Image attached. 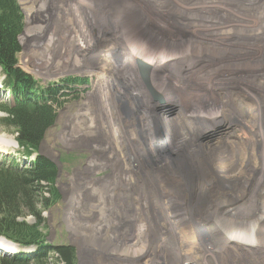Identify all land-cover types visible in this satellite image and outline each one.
<instances>
[{"label":"rangeland","instance_id":"1","mask_svg":"<svg viewBox=\"0 0 264 264\" xmlns=\"http://www.w3.org/2000/svg\"><path fill=\"white\" fill-rule=\"evenodd\" d=\"M17 1L25 24L20 37L22 51L18 55L21 69L31 75L39 87L59 85L67 77L77 76L87 80L82 86L75 85L73 91L63 89L65 95L60 96L62 106L57 108L56 122L47 131L37 151L50 158L58 167L56 188L59 197L48 209H43L45 222H42L41 227L47 234V243L73 246L78 264H143L146 259L144 264H264V198L259 196L258 185L250 186L249 195L244 196L247 187L244 177L239 181H230L220 174L221 178L216 186L222 187L220 191L230 193L234 198L231 205L224 200L218 201L224 207L230 206V212H225L222 207L214 206L211 202V207L201 217H193L191 209L183 207L172 226L166 225L162 213L152 216L142 210L138 203L134 205L128 193L129 190L134 191L135 186L126 188L121 185L123 196L105 193L107 188L112 189L117 184L116 180L124 172V163L112 135L114 131L111 124L117 120V113L121 112L123 116V150L125 149L126 161L133 162L135 172L148 163L145 155L140 156L142 153L139 148L143 144L148 147L153 138L150 137L151 131L140 125L149 111L139 108L128 112V108H125L129 105L131 108V104L128 101L126 103L123 98V108H116L115 104L107 105L93 88L100 73L98 68L102 65H109L123 77L124 74H129L131 62L122 56L104 59L113 43L130 51L139 43L138 67H141L144 63L142 59L147 56L144 46H150L152 41L149 39L151 37L146 36L156 37L164 29L168 30L158 25L167 21L172 25L168 38L187 35L183 30L191 34L202 33L225 41L222 45L227 47L219 50L224 53L223 58L245 57L246 61L241 63L240 69L244 68L251 76L247 82L250 85L247 87L248 94L251 95L250 90H254L263 99L255 101L252 96H248L246 92L245 94L252 107L259 106L258 114H261L262 110L264 112V0H129L131 7L124 14L114 4H110L111 9L105 12L103 6L97 4L98 0ZM26 6L31 7L34 12L29 13ZM125 9L126 7L123 8ZM193 21L199 24L191 26L189 23ZM140 22L153 24L138 27ZM84 40L91 42L86 54L81 47ZM70 53H74L79 59L83 58L80 66L69 62ZM222 56L212 59L220 61L217 58ZM67 65L69 66L66 67ZM185 72L187 71L182 70L179 74L184 77ZM3 79L4 73L0 69V107L5 99H10L9 94L4 91ZM125 86L128 92L133 91L127 83ZM198 96L200 104L209 101L204 100L201 94ZM153 98L155 102L159 101L155 95ZM209 102L218 111L215 114L209 112L208 115L214 116L217 122L222 115L221 108L216 102ZM159 108L156 118L161 131L157 138L159 142L161 140V145L156 144V147L163 149L162 156L158 159L163 164L168 161L170 163L178 150L172 147L171 141L166 137L162 121L178 114L180 105L167 103L160 104ZM7 115L0 109V160H16L28 165L30 161L20 153L17 130L7 128L1 121ZM85 116L92 118L86 119ZM233 124L236 130L242 127L239 122ZM254 124L251 132L246 131L250 140L255 138L259 146V153L255 155L264 163V126L261 117L256 122V128ZM131 129L137 130L139 141L138 138L132 141ZM203 133L206 134L201 138L204 143L214 137L208 131ZM251 143L249 152L254 145L253 141ZM236 151V160L241 162L243 156L240 146H236ZM221 162L222 160L218 161V164ZM92 163L97 166L93 167ZM248 165L249 171L253 172V165ZM257 171L259 180L264 177V168ZM120 181L123 184V180ZM252 207L257 209L245 212ZM261 210L262 214L259 213ZM200 218L211 221L203 225ZM20 220H24V217ZM25 220L36 223L32 215H28ZM136 237L149 240L148 247L142 254L116 253V248L133 242ZM0 241L6 240L0 237ZM184 248L190 249L189 253L195 257L191 259L193 262L179 255ZM33 249L35 248L30 247L25 250L28 254H33Z\"/></svg>","mask_w":264,"mask_h":264},{"label":"bare ground","instance_id":"2","mask_svg":"<svg viewBox=\"0 0 264 264\" xmlns=\"http://www.w3.org/2000/svg\"><path fill=\"white\" fill-rule=\"evenodd\" d=\"M130 1L98 0L97 4L103 6V10H106L105 12L111 9L110 4H114L115 8L124 14L131 7ZM124 7H126L125 10H123ZM33 8H36V6ZM28 10H30V13L32 11L31 7ZM38 10L41 11V9ZM152 24L150 22V25ZM189 24L192 26L199 24V22L193 21ZM137 25H139L138 27L150 26L146 22H140ZM158 25L168 30L164 29L156 37H152V35L146 36L151 37L149 39L152 41L150 46H144L147 56L142 59L144 63L141 67H138L140 61L138 57L140 53L139 43H137V47L133 46L134 52L130 51V49H121L119 45L113 43L106 51L104 59L111 60L116 56H122L126 61L131 62L132 67L129 74H126L127 76L124 74L123 77L116 69L114 70L109 65H102L98 68L100 73L93 83L94 90L107 105L115 104L116 108L117 106L123 108L125 106V103L122 101L123 98L126 103L128 101L131 104V108L130 105L125 108V110L128 108V112L139 108L149 111L147 116L144 113L146 118L144 120L141 118L140 125L150 130V137L153 138V140L149 141L148 147H145L141 142L143 146L139 148L140 153H142L140 156L145 155L148 163L146 167H141L138 172H135L133 162L126 161L125 149L123 150L125 148V146L123 147V116L121 112L117 113V120L111 124L114 131L112 135H114L120 159L124 163V172L116 180L117 184L112 189L107 188L105 193L123 196L120 189L121 185H124L126 188L135 186L136 189L134 191L129 190L130 193H128L134 205L138 203L139 205H137L142 210L152 216L162 213L168 226H172L173 221L178 219L176 217L183 207L191 209L193 217H201L203 212L211 207V202L214 206L219 205V208L222 207L226 210L225 212H230L228 209L230 206L224 207L218 201L224 200L228 202V205H231L233 204L231 201L234 198L230 193L220 191L219 189H222V187L216 186L220 181V174L230 181H239L241 177H244L247 185L244 196L249 195L250 186L258 185L259 196L260 198H264V177L258 180L259 171H257L260 168H264V163L263 160H259L258 156L255 155L259 153V146L256 140H254L255 138L250 140L249 133H247V131L253 130L251 129L252 124L255 121V127L260 117L264 126V112L262 110L261 114H258L259 106L257 105V107L252 103L255 106L252 107L251 102L247 101L250 95L247 90V87L250 85L247 82L248 79H251V76L244 68L240 69L241 63L246 61L244 60L245 57L223 58L224 53L219 50L227 47L226 45H222L225 41L210 38L202 33L201 35L191 34L183 30V33H187V35L181 36L180 34L177 37L168 38L170 36L169 28L172 25L167 21H163L162 24L158 23ZM90 44V41L84 40L82 42L81 47L84 49L85 54ZM154 44L155 46H153ZM218 56H222V58H217L221 60L213 61L212 57ZM68 58L69 62H74L75 66L77 64L80 66L83 62V58H77L74 53L68 54ZM202 63L206 64L200 66ZM182 70L187 71L185 74L188 76L185 74L184 77L181 76L179 71ZM126 83L133 88V91H127ZM252 83L255 84L253 80ZM250 92L253 100L260 101L259 99L262 97H259L256 91L250 90ZM200 94L204 100L209 99V101H214L221 108L222 115H220V119L217 122L216 118L214 116L211 117L208 113L215 114L218 110L213 109L208 100L200 104L201 100L200 96H198ZM154 95L159 99L158 102H155ZM167 103L180 105L178 114H174L172 118H164L162 121L164 130L166 131L165 135L171 141L172 147L174 146L178 150V153L170 163L168 161V163L162 164L158 159L162 156L163 149L156 147V144L161 145V140L159 142V138H157L161 128L159 127L160 124L157 123L158 118H156V115L158 114L156 112L160 109V104ZM89 117L91 116H85L86 119H89ZM234 122L241 123L242 127L236 130L232 126ZM197 124L199 127H197ZM87 127L85 128L88 129L90 126ZM89 130L91 129L89 128ZM207 131L210 133V136L214 137L212 140L204 143L201 141V138L206 136L203 132ZM130 137H132V141L136 140L139 137L137 130L131 129ZM249 140L254 142L253 147L251 145L250 152L249 144L251 142L249 143ZM236 146H240L242 151L243 160L241 162L236 160ZM220 160L222 162L218 164ZM92 164L93 167L97 166V164ZM248 164L253 165V172L249 171ZM120 179L123 180V184ZM257 207L248 208L245 212H253ZM259 213L262 214L263 210ZM201 220L203 225L211 221V219ZM1 242L3 243L2 248L6 253L17 254L20 252V249H15V247L9 245L6 241ZM148 244L149 240L136 237L133 242H128L115 250L116 253L124 252L126 255L142 254L148 247ZM189 251V248H184L183 253H179V255H183L188 260L195 258ZM146 261L147 259L143 264ZM194 264L196 263L194 262Z\"/></svg>","mask_w":264,"mask_h":264},{"label":"trees","instance_id":"3","mask_svg":"<svg viewBox=\"0 0 264 264\" xmlns=\"http://www.w3.org/2000/svg\"><path fill=\"white\" fill-rule=\"evenodd\" d=\"M24 17L17 0H0V68L3 84L10 94L0 109L8 115L1 119L7 128H15L21 154L30 164L0 160V237L19 247H35L32 256H3L0 264H78L76 249L71 245H49L41 225L43 209L59 197L56 188L58 167L47 156L37 153L47 131L54 126L57 108L62 106L63 89L73 91L84 85L81 77H67L59 85L39 87L37 81L19 66L22 51L20 37ZM33 158V159H32ZM32 215L36 223L25 218ZM24 217V220H20Z\"/></svg>","mask_w":264,"mask_h":264}]
</instances>
